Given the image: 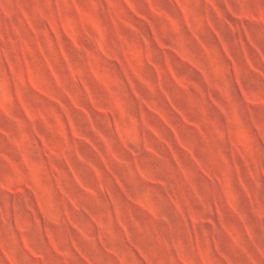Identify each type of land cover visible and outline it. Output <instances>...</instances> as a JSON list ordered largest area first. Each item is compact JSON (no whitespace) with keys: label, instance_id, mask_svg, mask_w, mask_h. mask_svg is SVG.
I'll return each mask as SVG.
<instances>
[{"label":"clouds","instance_id":"obj_1","mask_svg":"<svg viewBox=\"0 0 264 264\" xmlns=\"http://www.w3.org/2000/svg\"><path fill=\"white\" fill-rule=\"evenodd\" d=\"M0 264H264V0H0Z\"/></svg>","mask_w":264,"mask_h":264}]
</instances>
